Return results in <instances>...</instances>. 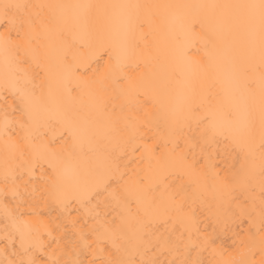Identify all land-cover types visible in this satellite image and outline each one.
I'll list each match as a JSON object with an SVG mask.
<instances>
[{"label": "snow or ice", "instance_id": "snow-or-ice-1", "mask_svg": "<svg viewBox=\"0 0 264 264\" xmlns=\"http://www.w3.org/2000/svg\"><path fill=\"white\" fill-rule=\"evenodd\" d=\"M44 8L52 10L47 17L34 11ZM0 25H3L0 46L6 68L11 62L17 69L25 70L23 60L27 58L44 73L39 96L35 92L21 94L27 119L15 122L24 136L9 146L14 159L29 164L45 160L53 170L54 162L67 163L63 152L54 145L38 142L42 128L53 119L59 120L74 140L83 139L88 144V151L82 149L79 155L73 154L77 162L75 180L65 192L76 199L81 196L91 199L93 193L101 194V188L107 191L111 184L106 181L114 178L115 160L95 146L98 129L107 127L104 117L111 115L105 97L117 91L131 94L138 90L146 70L150 69L155 85L162 86V95L175 105L164 136L165 148L168 136H179L183 125L195 122L205 142L221 136L238 150L239 169L231 180L221 181L220 188L223 196L229 198V204L238 200L237 191L246 195V203L240 206L241 216L247 217L252 226H255L253 212L259 200V241L253 239L248 247L251 259L224 264H264V0L55 5L0 0ZM101 60L105 61L104 77L97 79L99 66L93 68V65H99ZM129 68L139 73V82L133 81ZM8 85L6 71L4 87ZM85 94L95 105V112L86 111ZM4 121L7 129L10 123L7 110ZM111 125L116 130V122L111 121ZM158 149L159 144L152 147L145 144V151L153 155ZM160 161L166 165H183L185 158L177 156L173 149L162 153ZM194 167L187 171L191 172ZM158 174L159 169L149 162L142 174L126 181L125 203L135 199L137 204L147 203L150 208L159 209L168 197L174 211L183 213V205L175 204L176 194L167 189L160 192L158 184L153 183ZM4 179L7 195V170ZM96 231L93 229L92 234ZM204 243L209 244L210 239ZM256 250L260 256L258 261ZM20 264H36V261L22 260ZM63 264L83 262L65 260ZM100 264L156 262L108 259Z\"/></svg>", "mask_w": 264, "mask_h": 264}, {"label": "bare ground", "instance_id": "bare-ground-1", "mask_svg": "<svg viewBox=\"0 0 264 264\" xmlns=\"http://www.w3.org/2000/svg\"><path fill=\"white\" fill-rule=\"evenodd\" d=\"M31 5L55 4H177L223 3L233 0H12ZM42 17L52 10L44 8ZM3 25H0V31ZM23 57V53H21ZM25 70L14 63L6 68L0 46V264L34 259L36 264H53L54 261L79 260L83 264L108 259L153 260L156 264H224L227 261L251 259L248 247L253 239L259 241V200L253 212L255 226L241 216V205L246 195L237 191L238 200L229 204L223 196L220 183L231 180L239 169L237 151L229 140L218 136L213 141L201 139L195 122L183 125L180 135L167 137V125L172 121L175 105L162 95V86L154 83L151 70H146L142 86L131 94L115 92L105 97L110 116L104 117L107 127L98 129L96 147L115 160L114 178L107 191L94 193L89 199L74 198L65 192L75 180L77 163L73 154L88 151L83 139H73L59 120H51L42 128L38 142L52 144L62 151L67 161L54 162L55 170L45 160L31 164L13 158L10 145L24 136L17 120L27 119L22 93L41 94L44 73L27 58ZM105 61L101 60L97 79H103ZM9 85L4 87L5 73ZM27 73V74H26ZM134 82L139 73L128 69ZM45 94L47 89H44ZM163 101L161 103L160 101ZM86 111L95 112V105L85 94ZM8 112L9 125L5 128L4 115ZM111 121L116 122L113 130ZM159 144L153 155L145 151ZM176 150L183 155V165L158 162L162 153ZM99 155V153H98ZM7 160V166H6ZM151 162L159 174L153 183L160 192L176 194V205L184 212L177 214L172 201L165 197L159 209L147 203L137 204L135 199L125 203L124 184L142 174ZM258 163V161H257ZM194 165V170L187 171ZM8 172V194H4L5 172ZM123 177V179H121ZM219 178V179H218ZM13 179L15 183L13 184ZM259 193L258 181L255 185ZM15 189L13 192L12 189ZM159 195V193H157ZM168 211L165 212L164 209ZM147 209V210H146ZM7 210V216H6ZM96 229V234L92 231ZM250 233L252 236H250ZM210 239L205 245L204 241ZM23 244V247H22ZM255 259H260L258 250Z\"/></svg>", "mask_w": 264, "mask_h": 264}]
</instances>
